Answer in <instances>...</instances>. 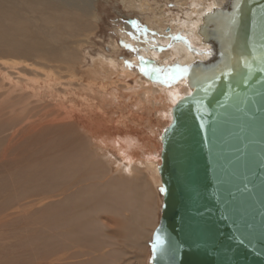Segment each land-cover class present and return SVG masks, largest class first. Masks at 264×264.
<instances>
[{
    "label": "bare ground",
    "instance_id": "obj_1",
    "mask_svg": "<svg viewBox=\"0 0 264 264\" xmlns=\"http://www.w3.org/2000/svg\"><path fill=\"white\" fill-rule=\"evenodd\" d=\"M100 1L0 0V39L2 40L0 52L4 55L36 59L30 68L33 76L29 77L26 85H28L27 89L32 92V95L29 96L34 98L36 103L37 101L42 103L39 107L36 106L32 109L31 117H22L23 120L19 121L20 124L9 130L6 124H2L3 126L0 128V217L4 219L0 223L2 230L12 227L13 233L27 229H29V233L34 230L37 232L41 219L38 216L36 220H31L29 211L31 209H26L25 207H29L26 205L34 206L55 198L61 199L57 204L58 211L49 209L53 206V201L43 206L45 211L41 217L45 220V235H52L54 231L56 234H60L67 226L75 224V221L70 220L69 214L75 211L73 204L78 202H83L89 220L98 217L96 215L102 212L116 214L117 210L124 206V201H130L137 210L138 220L137 224L136 222L134 224L137 227L140 225L146 233L145 235L144 231H141L138 233L139 235L142 233V237L151 236L152 239L154 231L158 227L157 212L154 214L153 210L150 212V205L146 204L151 192L146 190L148 183L145 176L148 177V172L151 171L153 173L152 179H149L151 183L154 185L161 183L159 174L161 154L159 155L160 159L156 160L154 156L160 151L155 142L151 143L152 138V140L140 138L131 134L130 131H133L134 126L137 128L138 123L125 117V112H127L125 107L128 109L129 107H139L140 109L145 107V103H148L155 108L153 113L158 116L160 122L161 120L166 123L167 121L172 122V109L180 99L191 93L188 79L173 78L171 75L174 72L173 69L184 71L195 65L194 70L197 71V66L213 62L217 55H221V43L217 42V39L219 36H226V32L223 33L222 28L218 30L217 24L212 22L222 20V16H230L234 6H237L240 1L121 0L122 5L127 6L134 13L141 14L140 17L146 22L154 24V29L158 28L155 32H162L171 25L170 28L172 27L174 30L173 34L182 30L190 38L194 37L193 40L199 41L198 44L202 47L197 50L202 54L199 58H195L194 55H186L185 52L182 53L186 48L187 44L184 43L188 42L187 40L179 43L181 52L170 49V51L166 50L167 52L160 54L161 51L156 49L161 58V60L156 59L157 61H155L157 63L155 65L156 74L167 77L171 75V78L177 81V84L171 81L170 88L157 82H144L134 72H130L123 64L118 63L116 57L112 55H99L94 59L92 67L86 71V80L85 76H79L76 60H79L78 64H85L87 58L84 55H74L71 45H76L75 47L79 48L80 44L84 43L89 36L95 34V28L99 29L97 21L100 19L98 17ZM171 1L178 11L177 14L171 10L168 12V3ZM78 36H83V41L78 40ZM75 38L78 41L75 42L73 40ZM9 39L11 41L7 42ZM160 41L162 42V39ZM114 47H118L117 43ZM44 61L57 62L56 64L61 62L62 65L68 66L65 68L56 66V68L48 70L44 67L46 65ZM168 62L173 64L168 69L169 72L168 70L162 72L159 68L160 64H168ZM64 71L68 72V76L65 78ZM74 86L75 89L72 88ZM24 87L19 88L20 91H27L24 90ZM122 88H125L130 95H126ZM79 91H86L91 97L99 95V103L95 102L96 97L90 99L92 102L88 97L84 99V95L79 94ZM21 96L23 97V95ZM27 98L24 97L26 104L30 103ZM69 98L73 99L69 100ZM54 99H58L55 104L52 103ZM79 99L84 100L82 104L85 107L79 106L80 103H77ZM114 105H116L115 108H113ZM113 109L116 113L112 115L118 116H114L109 121V114ZM16 117L14 121L17 120ZM117 117L120 119L118 120ZM112 120L116 122L121 120L123 127L127 128L128 132L122 131L123 127L121 131L120 128H115ZM127 122H131L132 126H127ZM171 122H168L162 130L160 141L163 132ZM153 126L155 125L149 127L151 133H149V138L155 134L156 129ZM7 131H10V134L3 135ZM88 137L92 140L98 138L107 154L114 155L121 164H124V168L120 169L123 175L142 173L144 178L139 179V184L143 188L133 184L136 179L129 178L132 180L131 182L127 179L124 183L122 182L123 184H120V188H118L119 184L114 185L115 191L108 193L110 184L103 182V179L109 173L103 167V163L95 158L91 154L92 152H89L86 146ZM151 144H153V148H151ZM147 152H154L151 162L148 161ZM99 157L101 158V156ZM130 166H133V170L130 169ZM141 169L143 170L141 171ZM157 203L154 201L155 205ZM20 209L26 211L23 215L25 220H14L18 218L14 215L16 212L19 213ZM142 217H146L147 220L144 219L140 222ZM96 223L97 221H95ZM79 231L77 230L76 233ZM85 232L84 235L89 233L87 230ZM11 236L14 237V234ZM63 237H67V233H62L55 238L51 236L48 240L51 245L48 246L51 249L63 248L66 244ZM18 245L21 248L24 247V243L18 242L17 248H19ZM8 250L9 255L15 257L10 248ZM32 255H34V251L30 256ZM35 256L27 260L20 256L15 261L17 264H33Z\"/></svg>",
    "mask_w": 264,
    "mask_h": 264
},
{
    "label": "water",
    "instance_id": "obj_2",
    "mask_svg": "<svg viewBox=\"0 0 264 264\" xmlns=\"http://www.w3.org/2000/svg\"><path fill=\"white\" fill-rule=\"evenodd\" d=\"M239 1L221 55L171 74L191 93L161 137L152 264H264V0Z\"/></svg>",
    "mask_w": 264,
    "mask_h": 264
},
{
    "label": "rangeland",
    "instance_id": "obj_3",
    "mask_svg": "<svg viewBox=\"0 0 264 264\" xmlns=\"http://www.w3.org/2000/svg\"><path fill=\"white\" fill-rule=\"evenodd\" d=\"M172 2L173 1L168 3V12L172 11L174 14H177L178 11L176 10V7L173 6ZM131 12L132 11L128 9L127 6L122 5L121 0L100 1L99 13H98V17L100 19H98L97 21V23L99 24V29H96L94 27L95 34L89 36V38L85 41L86 43L84 42L80 44L79 48L78 47L76 48L75 47L76 45L74 46L71 45V49L73 48L72 50L74 51V55H84V57L87 58L85 64H78L79 60L78 59H77L78 61L76 60L77 68L79 70L78 73L79 76L80 77L85 76V80H86L87 77L86 71L89 69V67H92L91 65L93 64L94 59H96L99 55H106V56L112 55L116 57L118 63L123 64V66L125 68H128L130 72H134L144 82H150V83L157 82L158 84H161L163 86L164 85L169 86L170 88L171 84L176 83L177 81H174L171 78V75L167 77L166 75L158 76L156 74L155 65H157V63L155 61H157L156 59L161 60L160 55L157 53L156 49L161 51L160 54L163 52L170 51V49H172L173 51L176 50V52H181L180 42L183 43V41L187 40L188 42L184 43L185 45L187 44L186 48L184 50L182 48L183 50L182 53L185 52L186 55H190V56L194 55L195 58H199L200 55H202L197 52L198 48H202L198 44L199 41L193 40L194 37L190 38V36L186 35L182 30H178L177 31L178 33L175 32L174 35L172 32L174 31L173 28L172 27L170 28L171 25H169L168 28L164 30L165 32L164 31L159 33L155 32L157 31L158 28L154 29V24L150 22H146L145 19H142L140 17L141 14L134 12L131 13ZM158 34L159 36L162 37H159ZM83 39H84L83 36L82 37L78 36V40L83 41ZM161 39L162 42L160 41ZM73 40L75 42L78 41L77 38ZM10 41L11 40L9 39L7 42ZM0 43H2L1 39H0ZM115 43H117L118 45L117 48L114 47ZM31 58L32 57L23 58L22 56L4 55L0 52V128L3 126L2 124H6L8 125L7 128L9 130L13 126L20 124L19 122L20 120L32 116L31 112L32 109H34V107L36 106L39 107V105L42 104V103H38V101L36 103V101H34V98L29 96L32 95V92L31 90L27 89L28 85H26V81H28L29 77L31 78V76H33V73L31 72L30 68L33 62H35L36 60ZM44 63L46 64L44 67L47 68L48 70H52L56 68V66L62 68L68 66L66 64L62 65L61 62L56 64L57 62L51 63L49 61H44ZM172 65L173 64L169 62L168 64L163 63L162 65L160 64L159 68L162 72L164 71L166 72L168 69L171 68ZM141 69H143V71ZM149 72L151 73L149 74ZM63 75L65 78V76H68V72L63 73ZM66 78L68 79V77ZM67 79L66 81L68 82ZM132 80H134L133 77ZM171 81L174 82L171 83ZM22 87H24V90L27 91H23V92L20 91L19 88ZM72 88L75 89V86ZM122 91L126 95H130V93L125 88H122ZM79 92H80L79 94L84 95L83 96L84 99L88 97L89 100L90 99L92 100L94 99L93 97H96V99H94L95 102L97 101L96 103H99L100 101V96L97 94L91 97L90 94L86 91L83 92L79 91ZM21 95H23V97ZM24 97L25 98L28 97L27 99L28 102L30 101V103L26 104L25 103L26 99H24ZM71 99L73 98H69V100ZM56 101H58V99H54L52 103L55 104ZM83 101H84L83 99L78 100L77 103L78 104L80 103L79 105L80 107H85L82 104ZM120 102L122 103L124 101H120ZM50 103L51 102L49 100V104ZM147 104L148 103H145L146 109L145 107L140 109L139 107H134V108L129 107V109L125 107V109H127V112H125L126 114L125 117H129V119H131L132 122L134 121L138 123L136 126L137 128H135L134 126L133 131L129 130L132 135L137 137L139 136L140 138H147V139L152 138L153 140L152 139H151L152 141L150 140L151 143L155 142L156 146L158 145L160 153L158 151L159 154L156 153L155 154L156 156L154 157L156 160L157 159L159 160L160 159L159 155L161 154L160 134L162 130L167 126V123L171 121H167L166 123L165 121L161 120L160 122L158 120V116H156V114L153 113L155 108H153L152 105L150 104L147 105ZM149 105L150 108H148ZM115 107L116 105L113 106V108ZM23 111L24 113H22ZM112 112H110L109 114V116L112 117L110 118L108 116L109 119L107 118L109 121L114 116H118V115H114V116L112 115L116 113L115 109H113ZM14 116L15 117L17 116L16 121H14L15 119ZM117 119L119 120L120 118L117 117ZM113 123H114V127L120 128L121 131V128L123 127L122 121L121 120L118 122L113 121ZM128 125L129 127H131L132 126L131 122H127V126ZM150 125H155L153 127L156 130L154 132L155 134H153L152 137L149 138V135L151 134L149 129ZM125 130L127 131L128 129L127 128L125 129V127H123L122 131L126 132ZM5 134L6 136L9 135L10 131H7L3 135ZM154 136L155 138L156 137L157 138L156 139L153 138ZM97 141L98 138L92 140L90 139V137H88V139L86 140L87 143L86 146L89 152L90 153L92 152L91 154L95 158H97L101 163H103V167H105V170H107V172L109 173V175L103 179V182L105 183L108 182L107 184H110L108 185L109 188L107 192L109 193L115 191L114 185L117 186V184H119L118 188H120V184L122 182L124 183V181H126L127 179L130 182L132 181L130 179H136L133 181V184L143 188V186L139 184V179L144 178L142 173L134 174L135 176L137 175L136 176L137 178L132 173L130 175L131 177L127 175H123L120 169L124 168L123 166L124 164H121L119 162L120 160L115 158L114 155H112L114 157L113 159V157L110 156V154H107L106 149H104L103 146H101V144L99 143V141L98 142ZM153 144H151V148H153ZM98 148L99 150H97ZM147 153L149 157L148 161L151 162L153 160L152 154L154 152L152 153L147 152ZM140 155H142L141 152ZM99 156H101L103 161H101L102 159ZM104 157L105 158L107 157L106 158L107 161L104 160L105 159ZM130 169L133 170V166H130ZM142 170L143 169H141V171ZM148 174H149L148 177L145 176L146 181L148 183V188L146 190H150L152 197L150 196V198L148 199L149 200L148 202L150 203H148L146 200V204L150 205L149 207L150 212H152V210H153V214L157 212L156 220L157 223L159 224L160 222L159 220L161 218V210L163 206L161 183H158L157 185L151 183L150 180L152 179L153 173L149 171ZM114 194L116 193L114 192ZM50 201L51 202L53 201L54 204L49 209L52 211H58L59 206L57 204L61 201L60 198H55L54 200L51 199L44 203H40L34 206L27 204L26 206L29 207H25L26 209H31L29 210L31 212L30 213L31 220L32 219L36 220L38 216L41 219V224L40 226L37 227L38 228L37 232L34 230V232L29 233V229H27L13 233L12 227H9L6 230L0 229V264L15 263L16 262L15 259L20 256L24 260L31 259L32 257L35 256V254L36 256L33 264H152V249H151L152 239L150 238L151 236H148L146 238L144 235H143L144 237L141 236L142 233L140 235L138 234L139 232L144 231L143 233L146 235L145 230L142 229L140 225L139 227H137L134 224L138 220L137 210L135 209V205H132L133 203H131L130 201L127 202L124 201L123 207L125 208L120 207V209L117 210L116 214L109 212H102L99 215H96L98 217H93L92 219L89 220L87 218L85 208L83 207V202H78L73 204L75 211L69 214V218L70 220L75 221L76 223L71 226H67L60 233V234L67 233V237H63L66 244L64 245L63 248L60 249L59 248L51 249L48 246L51 245L50 242L48 243L49 238H51V236L53 238H55V236L59 237L60 234H56L55 231L54 233H52V235L44 234L45 220H43L41 215L45 211L43 210V206L49 203ZM154 201L155 203L157 202L159 203L156 204L157 207L154 204ZM24 202L26 203L27 201ZM153 204L155 208H152L154 207ZM24 209H20V212L22 213L16 212L14 217L16 216L18 218H15L14 220L16 219H21V221L25 220L23 215L26 213V211H24ZM154 209L157 210L155 211ZM49 213L52 214L51 211H49ZM144 219L145 221L147 220L146 217H142L140 219V222L143 221ZM3 221L4 219L0 217V223ZM95 221H97L96 224ZM15 227H17L16 224ZM143 227L145 228V226ZM28 228H30L29 225ZM77 230H80L79 233H76ZM85 230L89 232L86 235H84V233H86ZM11 234H14V237L11 236ZM73 234H77V235H73ZM60 238L62 239V236ZM18 242L24 243V247L21 248V246L18 245L19 248H17L16 245ZM8 248H10V250L15 254V257L9 255ZM32 251H34V255L30 256ZM15 264H17V262Z\"/></svg>",
    "mask_w": 264,
    "mask_h": 264
},
{
    "label": "snow or ice",
    "instance_id": "obj_4",
    "mask_svg": "<svg viewBox=\"0 0 264 264\" xmlns=\"http://www.w3.org/2000/svg\"><path fill=\"white\" fill-rule=\"evenodd\" d=\"M143 71V69H141ZM158 71V70H157ZM175 71L179 72V71H182L181 69H176Z\"/></svg>",
    "mask_w": 264,
    "mask_h": 264
}]
</instances>
